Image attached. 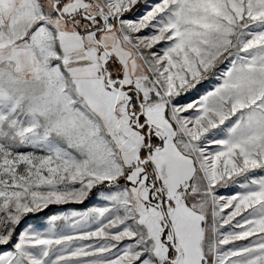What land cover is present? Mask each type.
<instances>
[{"label":"snow or ice","instance_id":"6c2138e0","mask_svg":"<svg viewBox=\"0 0 264 264\" xmlns=\"http://www.w3.org/2000/svg\"><path fill=\"white\" fill-rule=\"evenodd\" d=\"M0 264H264V0H0Z\"/></svg>","mask_w":264,"mask_h":264},{"label":"rangeland","instance_id":"374dc122","mask_svg":"<svg viewBox=\"0 0 264 264\" xmlns=\"http://www.w3.org/2000/svg\"><path fill=\"white\" fill-rule=\"evenodd\" d=\"M67 207H76V206H67Z\"/></svg>","mask_w":264,"mask_h":264}]
</instances>
